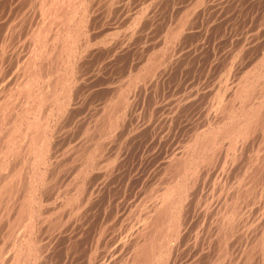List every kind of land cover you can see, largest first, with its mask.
I'll use <instances>...</instances> for the list:
<instances>
[{
  "label": "rangeland",
  "instance_id": "obj_1",
  "mask_svg": "<svg viewBox=\"0 0 264 264\" xmlns=\"http://www.w3.org/2000/svg\"><path fill=\"white\" fill-rule=\"evenodd\" d=\"M11 1L12 0H10V2ZM22 1L23 0L12 1V2H15L16 5L15 3H12V2L11 4L10 2H8V0H2L0 2V10L3 11L1 12L2 15L0 14L1 16L0 18V28H1L0 29V70H1L0 71V85H1L0 92H4L3 93L5 94L4 97L6 96V98H4L5 101H9V104L13 105V106L9 105L8 102L6 103L9 105V108H11L9 110H11L12 113H13L12 111L13 108L16 109V111L17 109L21 110L23 109L22 108L23 105L26 103L25 107L27 109L21 110V111L24 112L23 115L25 117L28 116V118H25L22 115L16 116L15 115L16 111L14 110L15 112L11 115V118H14V119L7 120L6 123L3 125L4 127L2 126V129L0 132V141L2 139L1 137L4 136L5 133H9V131H11V129L13 128L12 126L15 127V124L16 126L20 124L19 126L21 127L18 129L16 133V135L19 136L18 140L13 142L14 147L16 146L18 147L19 145H21L19 144L20 143L19 139H21L22 135L24 133L25 134L31 133L32 125L34 123L33 121L35 120L38 122V124H41L40 125L41 128L39 127L37 129V132L43 129V131L40 132V133H43L42 134L43 136L40 134V136L38 137V139H41V138L42 139L38 143L41 145L43 144L42 146L44 147V150L47 149L48 151L45 150L43 154L44 158L43 159L41 158V160L44 162L40 161L39 159L38 163L35 164L37 159L34 162V155H32V153L27 152L28 149L24 150L26 151L25 153H27L28 158L26 157L24 160L20 159V161L19 159L14 157L16 156L15 154H12L14 152L6 156L5 154H3V151L1 149L0 150V162L4 160L6 162H4V165L0 163V175H5L4 173L6 171V173L10 176V180L15 181V179H17L15 184L17 183V181L20 180V182H18L16 185L14 184V182H13L14 184L13 185L12 182L9 180L11 184L13 185L12 189L13 190L15 189L14 190L15 192L11 193L10 198L8 197V199L12 200L11 197H14L15 200L13 201L14 203H16V200H19L20 197L22 198L23 195H29L30 197L29 200L35 201V202L31 201V203L33 202L32 208L36 207L34 209L36 211V214L39 212L37 215L34 216L35 223L33 225V230H32L33 237H31V241H30V244L32 243V251H31L32 254L30 255V259H28L27 263L28 264H34V263L35 264H116V263L117 264H123V263L124 264H127V263L137 264L138 261L135 258V256H133L134 257L133 259L129 256L131 255L130 249L132 248V246H129V245H131L130 242H133L131 241L132 235L134 233L136 234L137 230H140L141 226L146 222L147 218L148 219L152 218L150 215L151 214L153 215L157 211L156 210L155 212H153L154 211L153 208L156 207V203L154 202H158L159 193L164 191L166 187L164 182L166 183V180L167 181L170 180L168 179L169 176L174 175L171 173H173L175 169L174 167H172L173 168L172 169L171 166L172 165L174 166L175 164L172 163L171 165L169 162H166V159L167 161H169L170 160L169 158L171 156H174L175 152L177 154V152L180 150H181V154L182 152H185L182 150L185 149L186 147L185 144L187 141H188L187 142L188 144L191 143L190 144L192 145L191 147L194 148L196 151L200 147V145H197V144L198 143L201 144L199 142V139H200L199 137H201L205 133H208L211 130V128L214 129L212 131H216L218 129V124L216 123L217 121L218 123L219 121L220 122L224 121L226 115L229 113H232V111H234L233 115L235 114V111L237 113L236 116L233 117V119L231 118L232 120L236 121L237 116H239L244 111V109H248L250 107L249 106L250 104L253 105L254 103H257V101L260 100L261 97H263L262 96L263 94L256 97V94H257L256 92L258 91V87H260V85L263 84L262 82H259V80L260 81L264 80V78H262V76H264L263 74L264 68L262 67L263 65L262 62H264V59H263L264 58V0H105V1L85 0L84 1L85 8L81 5V3L79 2L75 3L79 0H75V2L72 1L74 3L73 4L71 2L72 5L69 4L70 0L69 1L67 0L68 2L64 0H57L56 2L55 0L53 1L55 2L54 3L55 6H49L50 7L48 8L49 10H47L50 13H48L47 11L46 13L42 11V8H44L46 5L44 7L42 6V8L40 7L41 10L39 8L36 9V6L39 7L38 1L40 2V0L38 1L37 0H34V1L24 0L23 2L25 3H23ZM63 1L64 3L66 2V4L62 6L61 2ZM5 2L8 5V7H6V5L4 4ZM29 3H32L33 5H35L34 6L35 10L32 6H29V5H32ZM24 4L27 5L28 7L25 6ZM68 4L71 6V8ZM107 4L108 5L110 4L109 7ZM66 5H68L69 7L68 6L65 7ZM77 5H79L78 6L79 9L76 11L77 17L80 13L79 10L83 7L81 10L83 11L84 15L82 13V16L85 17L83 19L86 21H84L81 18L82 17L81 14L79 17L80 18L79 21H77V19L79 18H77L76 15H73L75 12L72 11V9H74L75 7H76L75 9H77ZM61 6L64 7L63 11H65V8H69L68 10L66 9L67 13L66 12L63 13L65 14L64 15L65 17L60 15L61 12H63L61 10L62 8ZM56 7H59V9H56ZM52 8H55L57 10V11L55 10L57 13L54 12ZM17 10L20 12L18 13ZM59 10L61 11L58 12ZM69 10H70V13L72 12L71 14L68 13ZM105 10L108 12H106ZM34 11H36L35 12L36 14L33 13ZM30 13L33 16L32 15L30 16L29 15ZM57 14H59V16ZM67 15L68 16L73 15L74 17L71 19L69 18L67 19L66 18ZM85 15H87V17ZM60 16H62V18ZM20 17H22L23 19ZM44 18H46L47 20H44V22L45 21L46 22L45 24H43V27H42V23H43L42 19ZM34 19H36V21ZM39 20L41 23L39 22ZM67 20H69V23L67 22ZM65 21L68 25L65 24ZM130 21H132L133 23ZM70 22H71V26L69 25ZM77 22L79 23L77 24ZM73 23H75L76 25H74ZM39 24H41V26ZM46 24H48V26H46ZM62 24L64 25V27ZM179 25L181 26V28H179L180 27ZM33 26H35V28H33ZM61 26L63 28H65L66 26V29H64L65 31L62 29ZM30 27L32 28L30 29ZM38 27L39 29H43L45 27L46 30L44 29V31H46V33L44 35H42L43 33L40 35L39 33L41 30H39V33H37ZM71 27L72 29H76V28L79 29L81 27L79 30L82 29L81 32H82L83 38L81 36V32L77 31L78 29L74 30V32L77 31L76 32L77 37H76L75 36L76 34L74 33L75 34L74 35L72 33L73 30L72 32L70 31ZM31 30L33 32H31ZM59 30H63V31H59ZM70 34L72 35L70 36L69 40H71L72 37L73 39L75 37V39L77 40H75L74 43H67L66 46L68 48L67 50H65L66 49L65 48L66 46L64 45L65 43H62L63 37L64 35L68 36ZM18 37H21V38H18ZM48 41H50V43ZM5 42H7V44ZM72 44L74 45L72 46ZM63 45H64L63 47L64 50L62 49ZM69 47L72 48V51L69 50ZM69 51H70V54H69ZM58 53L59 55L61 54V56H63L62 59L58 55ZM148 55L150 56L148 57ZM164 56H166V58ZM156 57H158L159 59ZM28 58L34 59L35 64L37 63L36 65L38 66L43 61L42 63L43 65L42 64H41L42 66L40 65V67L43 68L42 69L43 71H46V70L49 71V69H52L51 66H54V70L52 69L53 71L51 70L49 72L46 71L47 75L43 73L45 78L42 74L41 76L39 73H37V77H38V80L36 81L37 84L36 82H34V84H31V89L34 90L32 91V93H35L33 96L34 98L32 99L27 98L28 97L27 93H25L27 91L24 90V89H27L28 83H31V82L24 83L27 86L23 84V81L26 82V79H25L26 76L24 75L26 73L24 72H27L26 70L29 67L25 65L26 62H28L29 60ZM65 58L67 60H65ZM170 58H171V61H170ZM48 62H51V63L55 62V63H52L51 65L50 63L48 64ZM46 64H48L49 66L47 67ZM250 64L252 66H255L257 64V66H255L256 70L254 67V72H252V70L250 69L251 68ZM19 67L24 68L23 72H22V68H19ZM46 67L48 69H46ZM135 67H137V69ZM134 69L138 70L139 72L135 71ZM249 70L251 72H248ZM16 72L17 74L15 75ZM154 73H156L157 75ZM21 74L24 80H22ZM245 74L249 75L251 77V80L255 78V80H257L258 83H260L259 85L257 81L255 80H253L255 82L252 81L253 83L252 87H255V88H253L254 90L250 89L251 91L248 92L247 96L249 99L247 98L246 95L244 96V94H242L243 96L240 94V96L238 97L237 93H235L236 91L239 90L238 88L242 84L243 82L242 80L245 79V76H246ZM59 76L60 78H63L64 84L67 83L66 84L67 86L65 85L63 87L69 90L67 91L66 94L64 91L61 92L60 90H58L60 92V93L58 92L59 94L58 102L55 103L56 105L55 104L50 105V103L47 102L48 97L50 98V94H46V91L50 93L51 89L50 90L45 89L46 85L44 84V81L47 84L48 81L49 83L50 81L53 82ZM47 77H49V79ZM46 78L48 79V81ZM130 78H131V82H130ZM7 80H10V81L8 82ZM20 80L22 81L20 82ZM15 82L17 83L19 82V85L21 87L18 85H15ZM69 82L70 83L72 82V83L70 84ZM13 85L14 87L11 89L9 86L12 87ZM22 85H24L25 88L22 87ZM234 85L237 88H234L235 87ZM17 87L21 88V90L23 91L22 95L23 94L24 95L22 96V98L20 96L21 93H18L19 89ZM43 87L44 89H41ZM48 87L50 88V86H47V88ZM116 89L118 91H116ZM131 90L136 91V92H133ZM233 90L234 92H232ZM254 91L255 93H253ZM38 94L40 95L38 96ZM211 95L214 98H212ZM251 95L252 96L254 95L253 96L254 98ZM18 97L21 98V100ZM63 97L65 99H63ZM67 97L69 98L66 100ZM236 97H237V100H236ZM251 97L254 99V101ZM232 98L233 100H231ZM59 99H62V101ZM22 100H24V102ZM44 100L45 101L47 100V101L42 102ZM208 100H211V101H208ZM225 100L227 101L230 100V101L226 102ZM232 101H235V102H232ZM236 101H238V103H236ZM61 102L64 103V105H62ZM224 102L226 103L224 104ZM29 103L31 104L28 105ZM233 103L236 104V106ZM243 103L245 105H243ZM31 105H34V106L38 105V107L37 106L34 107ZM117 105H119L120 107ZM111 106H112V109L114 110L113 113H115L113 115L114 116L113 118L116 123L115 124L113 121L112 125L110 124L112 122L110 119L112 118V115H111L112 110L110 108ZM51 108L54 110H52ZM232 108L233 109L238 108V109L233 110ZM117 109L118 111H116ZM221 109L223 111L225 110L224 111L225 116H224V112ZM126 111L130 116L126 113ZM61 113L63 115H61ZM221 113L223 114V116ZM35 114H36V117L39 116L37 117V119L35 117ZM97 116H99L100 119ZM31 117H34L35 119ZM261 117L263 118L261 119ZM258 119L257 120L261 124L260 126H263V127L258 129V132L257 130L253 132V134L247 138V140L249 141L244 140L243 144H242V141H238V144L235 146L236 149L228 148L229 139L223 138L221 135L219 137L218 133L220 134V132H217L218 131L217 130L216 131L217 138L214 140L210 149L209 150L205 149L206 151L204 152L200 151V153L202 152L201 155L202 154L207 155L206 157H204L203 155V157L204 159L208 161L205 160L206 162L204 161L203 163L198 160L200 164L198 162H197L198 164L194 162L193 167L195 168V166L197 165L195 168L196 171H194L196 172L197 175L193 177V180L191 176L188 177L189 179L187 181V184L189 185H186V190L185 189L182 190L181 195H177L178 197L175 196L178 199H174L175 200L174 201L175 207L173 206L174 213L178 212V213H175L176 214L175 219L180 226L179 227L180 233L178 232L179 234L178 233L174 234L175 237L172 235V239L168 241V243L170 244V245L168 244L167 246L168 250H165L166 247L165 249L164 247H162L165 253L167 251L168 253L167 256L169 257L171 256L170 258H168L169 259V261H167L168 264H246V262L247 264L248 262L250 264H259V263L264 264V248H263L264 246L261 247L260 243L258 245V242H261L260 240L264 233V226H263L264 225V222H263L264 221L263 219L264 206L263 205L261 206V204H264L263 202L264 201L263 199L264 198V193H263L264 192L263 191L264 190V179H263L264 177V173H263L264 172V164H263L264 163V159H263L264 158V155H263L264 148H262L264 146H261L262 143L260 144V141L262 142L263 137H264L263 136L264 130H262L264 128L263 111H261V115L259 114ZM24 120H27L32 123L26 127L28 122H23ZM43 121L44 123H42ZM22 124H24L23 125L24 128ZM102 124H105V126ZM10 125H11V128H10ZM7 126H9V128ZM103 126L105 130L103 129ZM21 128H23L25 131ZM198 129L201 131H199ZM207 129L208 130L210 129V130L208 131ZM22 130L24 131V133L22 132ZM260 132H262V134ZM257 135H259V137ZM45 136H46V139H45ZM43 137L45 139L46 144L44 143V141L42 142V140H44ZM195 137L197 140H195ZM251 137H253V139ZM192 139L194 140L193 142H192ZM227 143L228 145L226 146ZM255 143L256 144L259 143L257 144L259 146L257 147ZM237 146L238 147L240 146V147L237 148ZM23 147L25 148V146ZM219 147L221 150L219 149ZM212 149H214L215 151ZM224 150H225V153H224ZM209 151H212V152L214 151L215 153L214 152L209 153ZM79 153H82L83 155ZM231 153L234 154V157ZM169 155L171 156L169 157ZM212 155H213V158L211 157ZM238 155H240L239 159H238ZM208 157H211L212 159L210 158L208 159ZM26 160H30L32 162L26 161ZM57 161L59 162V165ZM68 161L70 162L68 163ZM84 161H86L87 163H85ZM226 162L227 164H225ZM13 163L14 164L16 163L17 165L15 164L16 165L15 166ZM29 163L30 164L34 163L35 166L32 164L30 165ZM77 163L78 164L81 163L79 167ZM168 163L169 165H167ZM27 164H29L30 167L27 168L28 166ZM68 164L69 165L71 164V165L69 166ZM217 164L220 166H218ZM233 165L236 167H234ZM221 166L222 168H224L223 170ZM10 167H11V170L13 169L12 171L20 170V172H22L20 174L24 173V175H22L23 178H21L22 177L21 175H20L21 177L19 176V178L18 177L15 178V176H12L13 172L9 174L7 170H9ZM42 167L45 169V171L43 170V172L42 171L40 172V174H42L41 176L42 180L38 179L37 182L35 181V183L31 185V187L33 186L32 187L33 189H31L33 192L31 190L28 191L27 189H25L24 192L26 191L27 192L24 194V192H22L23 190H21L24 188H21V186L25 187V184L29 180V179L28 180L26 179V181H24V178H27L26 175L28 176L29 171L31 170L33 171L35 168L38 171H40L42 170ZM160 168H162L163 170ZM168 168L171 169L172 171L171 170L169 171ZM47 170L49 172H47ZM26 171H28V173ZM207 171L208 173L209 172L210 173L208 174ZM161 174L164 175V177L161 176ZM71 175L74 181L71 180V178H69L71 177ZM78 175L80 177H78ZM248 175L251 178H249ZM9 176H8V179H9ZM44 176L46 179L44 178ZM64 176H66L65 179H63ZM159 176L162 179H159L160 178ZM232 178L235 179V182ZM31 180L29 181L30 183L33 182V179ZM22 181L25 182V184L22 183ZM72 182H75V183H72ZM224 183L225 185H223ZM27 184H26V187H27ZM192 184H194V186ZM162 187L164 189H162ZM250 187H253V188H250ZM17 188L19 189V191ZM63 189L65 190L66 193L64 192ZM74 189L76 190L74 191ZM78 190L79 191L81 190V192H79ZM15 193L18 194V197H17V194ZM185 194L188 195V197ZM157 195L158 197L156 198ZM242 195L243 196L245 195V196L243 197ZM179 196H181L182 198L181 200L179 199L180 198ZM0 197H3V196H0ZM184 198L185 199L188 198V199L185 200ZM10 200L8 202H11ZM139 200H142V202ZM177 200L180 202H177ZM230 200L235 205L233 206L230 205L232 204ZM171 201L172 200L169 199V202ZM209 201L211 203H209ZM252 201H253V204H252ZM237 202L238 204H236ZM179 203L180 204L182 203V204L180 205ZM222 203L223 205H221ZM62 204L63 206H61ZM192 204H195V205L197 204V205L195 206ZM178 205L180 206V208ZM176 207H178L179 209ZM224 207L226 208L228 207V209L229 207H232V208L234 207V208L233 210L232 208H230V210L226 211L227 209ZM143 208L145 209L144 211H143ZM148 208H150V210ZM218 208H219V211H218ZM8 209L9 208H5L4 210L3 208L5 212H2L3 210L0 212V226H2V228L0 227V234H1L0 235V241H1L0 242V251H1L0 256L1 258H3L4 253L7 250L8 251L11 250V249L9 250V246L14 236L13 234L17 233V230H15L16 232L13 230L11 231L7 227L8 224L6 222L7 221L6 219L8 217L6 218V216H3V215L7 213L8 214L7 216H9L10 218L14 214V212L12 211V208L10 210ZM258 209L260 210L258 211ZM248 210L254 211L255 213L250 212ZM8 211H12L13 213L12 212L9 213ZM148 211L150 215L147 214ZM224 216L225 218L223 219ZM16 218L18 219V217ZM44 218L45 220H43ZM17 219L14 218V220H17ZM244 219H247L249 223L247 222V220H244ZM253 219L255 220L261 219V220L259 222ZM152 220L151 222L149 221V223H152ZM3 221L6 223H4ZM242 223L244 224L242 225ZM104 225L105 226L107 225V226L105 227ZM136 225H138L139 228ZM184 225H187V226H184ZM242 226L244 228H247L248 230L244 229ZM5 228L7 229L4 230ZM148 229L150 230V232H148L149 234L147 233V231H149ZM153 229L154 227L153 226L151 227V224H150L147 228L146 235H150V236L153 235L154 234L152 232ZM42 230H44V232ZM12 232L13 234L11 235ZM219 232L221 233V236H219L220 235ZM157 234L158 233H156L155 235ZM162 234H164V232H162ZM159 236L162 237L161 233L158 234V237ZM118 237L120 238L117 240ZM257 238L258 239L260 238V240H258ZM118 241L120 243H118ZM44 242L46 243V245H44L45 244ZM52 242H53V245H52ZM107 246L109 247V249L107 248ZM34 248L36 249V251ZM262 248L263 250H259ZM120 249H121V252H120ZM123 249L125 250L123 251ZM251 249H254L252 250L253 254L254 252H256L254 255L250 253ZM39 250H41L42 253ZM36 252H40V253H36ZM96 252H97V255H96ZM248 252L250 253L249 256L247 255L249 254ZM43 254L45 257L48 255L47 256L48 258L43 257ZM104 255L105 257H103ZM122 255L125 257H122ZM127 255L130 258L128 257L126 259ZM246 255L249 257V259ZM1 258H0V264H4V262L1 263L2 261ZM44 258L47 263H45ZM110 258L112 261L110 260ZM129 259H131V261ZM212 260H214L215 262ZM246 260H250L251 262L246 261ZM90 261H93L94 263ZM156 261H157L156 263L160 262V260L158 261V259Z\"/></svg>",
  "mask_w": 264,
  "mask_h": 264
},
{
  "label": "bare ground",
  "instance_id": "obj_2",
  "mask_svg": "<svg viewBox=\"0 0 264 264\" xmlns=\"http://www.w3.org/2000/svg\"><path fill=\"white\" fill-rule=\"evenodd\" d=\"M2 1V0H1ZM0 1V2H1ZM12 1H14V0H12ZM11 1V2H12ZM19 1V0H18ZM21 1V0H20ZM24 1V0H23ZM22 1V2H23ZM32 1H34V0H32ZM38 1V0H37ZM53 1H55V0H40V2L38 1V5H39V7H37L36 6V9L37 8H39L40 10H41V8H42V6L44 7L45 5V7L44 8H42V11L43 12H45L46 13V11L47 10H49L48 8H50L49 6H55L54 5V3L55 2H53ZM64 1H66V2H68L67 0H64ZM64 1L63 2H61L62 3V6L64 5V4H66V2L64 3ZM72 1H74L75 2V0H70V3L69 4H71L72 5ZM84 1L85 0H79V1H77V2H75V3H81V5L84 7ZM97 1V0H96ZM103 1H105V0H103ZM8 2H10V0H8ZM7 2V3H8ZM10 2V3H11ZM16 2V1H15ZM15 2H12V3H15ZM56 2H57V0H56ZM72 2V3H71ZM196 2V1H195ZM11 3V4H12ZM23 3H25V2H23ZM33 3V2H32ZM32 3H29V4H32ZM93 3V2H92ZM99 3V2H98ZM104 3V2H103ZM110 3V2H109ZM197 3V2H196ZM5 5H6V7H8V5L6 4V2L4 3ZM4 4H3V6H4ZM34 4V3H33ZM29 5V6H32L33 8H34V10H35V5ZM68 4V5H69ZM74 4V3H73ZM102 4V3H101ZM105 4V3H104ZM195 4V3H194ZM203 4V3H202ZM207 4V3H206ZM15 5H16V3H15ZM25 5V4H24ZM68 5H66L65 7H67ZM80 5V4H79ZM79 5H77V9H75L74 8V6H73V8L74 9H72V11H74L75 13L73 14V15H76V17H77V14H76V11L79 9L78 8V6ZM88 5H90V4H88ZM92 5V4H91ZM100 5V4H99ZM108 5V4H107ZM110 5V4H109ZM109 5H108V7H109ZM2 6V7H3ZM14 6V5H13ZM19 6V5H18ZM25 6H27V5H25ZM59 6H60V4H59ZM61 6V7H62ZM70 6V5H69ZM68 6V7H69ZM199 6V5H198ZM202 6V5H201ZM204 6H205V4H204ZM203 6V7H204ZM12 7V6H11ZM10 7V8H11ZM28 7V6H27ZM26 7V8H27ZM31 7V8H32ZM41 7V8H40ZM82 7V8H83ZM99 7V6H98ZM192 7V6H191ZM63 8L64 7H62L61 8V10L63 11ZM70 8H71V6H70ZM81 8V9H82ZM85 8V7H84ZM101 8V7H100ZM106 8V7H105ZM114 8V7H113ZM193 8V7H192ZM4 9V8H3ZM21 9V8H20ZM25 9V8H24ZM53 10H54V12H56L57 10L56 9H59V7H56V9L55 8H52ZM69 9V8H65V11H63V12H61V14L60 15H62V16H64L65 14H63V13H65L67 10ZM79 10L80 11V13H79V15H78V17L77 18H79L80 17V14H81V16H82V13H83V11L82 10ZM96 9V8H95ZM99 9V8H98ZM190 9V8H189ZM7 10V9H6ZM56 10V11H55ZM61 10H59L58 12H60ZM15 11V10H14ZM24 11V10H23ZM29 11V10H28ZM27 11V12H28ZM37 11V10H36ZM36 11H34L33 13H35ZM85 11V10H84ZM106 11V10H105ZM143 11H145V10H143ZM181 11V10H180ZM190 11V10H189ZM1 12H3V11H1L0 10V14H1ZM11 12V11H10ZM17 12L19 13L20 11H18L17 10ZM26 12V11H25ZM30 12V11H29ZM31 12H32V10H31ZM48 13H50L49 11H47ZM86 12V11H85ZM106 12H108V11H106ZM185 12V11H184ZM14 13V12H13ZM39 13V12H38ZM42 13V12H41ZM47 13V14H48ZM57 13V12H56ZM67 13V12H66ZM68 13H70V10L68 11ZM72 13V12H71ZM70 13V14H71ZM195 13V12H194ZM11 14V13H10ZM36 14V13H35ZM34 14V15H35ZM40 14V13H39ZM53 14V13H52ZM87 14V13H86ZM181 14V13H180ZM2 15V14H1ZM27 15V14H26ZM30 16L32 15L31 13L29 14ZM58 16H59V14H57ZM56 15V16H57ZM73 15H67L66 16V18L68 19H71V18H73L74 16ZM83 15H84V13H83ZM196 15V14H195ZM25 16V15H24ZM28 16V15H27ZM33 16V15H32ZM36 16V15H35ZM45 16V15H44ZM62 16H60L61 18H62ZM86 17H87V15H85ZM147 16V15H146ZM178 16V15H177ZM3 17V16H2ZM9 17V16H8ZM40 17V16H39ZM41 17H42V15H41ZM52 17H53V15H52ZM59 17V18H60ZM65 17V16H64ZM75 17V18H76ZM189 17V16H188ZM0 18H1V16H0ZM18 18V17H17ZM20 18H22V17H20ZM30 18V17H29ZM47 18V17H46ZM46 18H44V19H42L43 20V23H42V27H43V24H45V22H44V20H47ZM57 18V17H56ZM55 18V19H56ZM58 18V19H59ZM82 19L83 18H85V17H81ZM136 18V17H135ZM23 19V18H22ZM33 19V18H32ZM53 19V18H52ZM64 19V18H63ZM62 19V20H63ZM131 19V18H130ZM139 19V18H138ZM179 19V18H178ZM187 19V18H186ZM9 20H11V19H9ZM35 21H36V19H34ZM41 20V21H42ZM65 20V19H64ZM80 20V18L79 19H77V21H79ZM84 20V19H83ZM14 21V20H13ZM20 21V20H19ZM34 21V22H35ZM74 21V20H73ZM84 21H86V20H84ZM182 21V20H181ZM184 21V20H183ZM25 22V21H24ZM32 22V21H31ZM39 22H40V20H39ZM54 22V21H53ZM67 22L69 23V20H67ZM130 22H132V21H130ZM176 22V21H175ZM178 22V21H177ZM8 23V22H7ZM7 23H5V24H7ZM21 23V22H20ZM29 23V22H28ZM41 23V22H40ZM57 23V22H56ZM59 23H61V22H59ZM58 23V24H59ZM79 22H77V24H78ZM133 23V22H132ZM179 23H180V21H179ZM34 24V23H33ZM38 24V23H37ZM64 24V23H63ZM62 24V25H63ZM65 24H67L66 23V21H65ZM64 24V25H65ZM74 25H76L75 23H73ZM82 24H83V22H82ZM89 24H91V23H89ZM182 24V23H181ZM180 24V25H181ZM23 25V24H22ZM36 25V24H35ZM40 26H41V24H39ZM50 25V24H49ZM64 25H63V27H64ZM68 25V24H67ZM66 25V26H67ZM70 26H71V22H70V24H69ZM179 25V26H180ZM184 25V24H183ZM16 26H18V25H16ZM15 26V27H16ZM46 26H48V24H46ZM66 26H65V28H63L62 26V29L64 30V29H66ZM78 26V25H77ZM88 26V25H87ZM171 26V25H170ZM178 26V25H177ZM14 27V28H15ZM69 27V26H68ZM67 27V28H68ZM75 27V26H74ZM133 27V26H132ZM173 27V26H172ZM171 27V28H172ZM176 27V26H175ZM32 27H30V29H31ZM33 28H35V26H33ZM36 28H37V26H36ZM53 28V27H52ZM60 28V27H59ZM81 28V27H80ZM79 28V29H80ZM179 28H181V26L179 27ZM1 29V28H0ZM12 29V28H11ZM29 29V28H28ZM28 29H26V30H28ZM44 29H45V27L43 28V29H39V27H38V29H37V33H39V30H41L40 31V35L42 34V35H44L45 33H46V31H44ZM56 29H57V27H56ZM70 29V28H69ZM76 29H78V28H76ZM76 29H72V27H71V32H72V30H73V34L75 33L76 34V32L77 31H79V32H81V30H77V31H75L74 32V30H76ZM168 29V28H167ZM183 29V28H182ZM9 30H10V28H9ZM22 30V29H21ZM46 30V29H45ZM63 30H59V31H63ZM130 30H131V28H130ZM169 30V29H168ZM171 30V29H170ZM177 30H178V28H177ZM19 31V30H18ZM24 31V30H23ZM65 31V30H64ZM68 31V30H67ZM173 31V30H172ZM21 32V31H20ZM31 32H33L32 30H31ZM5 33V32H4ZM60 33V32H59ZM65 33V32H64ZM69 33V32H68ZM67 33V34H68ZM132 33V32H131ZM168 33V32H167ZM172 33V32H171ZM33 34V33H32ZM38 34V35H39ZM61 34V33H60ZM74 34V35H75ZM79 34V33H78ZM91 34V33H90ZM169 34V33H168ZM31 35V34H30ZM55 35V34H54ZM53 35V36H54ZM72 34H70V35H68V36H65L64 35V37H63V41H62V43H65L64 45L66 46L67 45V43H74V41L75 40H77V39H75V37H74V39H73V37L71 38V40H69L70 39V36H71ZM73 35V36H74ZM80 35V34H79ZM4 36V35H3ZM13 36V35H12ZM24 36V35H23ZM23 36H21V37H23ZM33 36V35H32ZM59 36V35H58ZM76 37H77V34L75 35ZM81 36H82V32H81ZM112 36H114V35H112ZM128 36V35H127ZM165 36V35H164ZM177 36V35H176ZM21 37H18V38H21ZM45 37V36H44ZM57 37V36H56ZM69 37V38H68ZM111 37V36H110ZM180 37V36H179ZM3 38V37H2ZM10 38V37H9ZM39 38V37H38ZM61 38V37H60ZM82 38H83V36H82ZM92 38V37H91ZM115 38V37H114ZM167 38V37H166ZM175 38V37H174ZM17 39V38H16ZM24 39V38H23ZM29 39V38H28ZM27 39V40H28ZM52 39V38H51ZM179 39H181V38H179ZM178 39V40H179ZM26 40V41H27ZM35 40V39H34ZM54 40H56V39H54ZM177 40V39H176ZM10 41V40H9ZM9 41H7V42H9ZM59 41H60V39H59ZM173 41V40H172ZM7 42H5L6 44H7ZM25 42V41H24ZM47 42V41H46ZM49 43H50V41H48ZM55 42V41H54ZM2 43V42H1ZM33 43V42H32ZM83 43H84V41H83ZM3 44V43H2ZM34 44V43H33ZM52 44V43H51ZM56 44V43H55ZM77 44V43H76ZM80 44V43H79ZM167 44V43H166ZM25 45V44H24ZM62 45V44H61ZM64 45L62 46V49H63V47H64ZM70 45V44H69ZM68 45V46H69ZM74 44H72V46H73ZM83 45V44H82ZM87 45V44H86ZM28 46V45H27ZM71 46V47H72ZM42 47V46H41ZM45 47V46H44ZM56 47H57V45H56ZM71 47H69V50L70 51H72V48ZM116 47V46H115ZM164 47V46H163ZM2 48V47H1ZM66 49L65 50H67V46L65 47ZM71 48V49H70ZM75 48H76V46H75ZM83 48V47H82ZM167 48V47H166ZM31 49V48H30ZM61 49V48H60ZM23 50V49H22ZM64 50V49H63ZM4 51V50H3ZM28 51V50H27ZM53 51V50H52ZM61 51V50H60ZM70 51H69V54H70ZM48 52V51H47ZM50 52V51H49ZM67 52V51H66ZM3 53V52H2ZM45 53H46V51H45ZM60 53V52H59ZM59 53H58V55H59ZM68 53V52H67ZM74 53V52H73ZM75 53H76V51H75ZM159 53H160V51H159ZM162 53V52H161ZM172 53V52H171ZM68 54V55H69ZM151 54V53H150ZM158 54V53H157ZM55 55V54H54ZM63 55H64V53H63ZM156 55V54H155ZM171 55V54H170ZM24 56V55H23ZM60 57H61V59L63 58V56H61V54L59 55ZM75 56V55H74ZM150 55H148V57H149ZM263 56V55H262ZM29 57V56H28ZM56 57V56H55ZM147 57V58H148ZM165 58H166V56H164ZM25 58V57H24ZM53 58V57H52ZM156 58H158V57H156ZM173 58V57H172ZM18 59V58H17ZM29 59V58H28ZM60 59V60H61ZM159 59V58H158ZM168 59V58H167ZM264 59V58H263ZM53 60V59H52ZM65 60H67L66 58H65ZM147 60V59H146ZM152 60V59H151ZM157 60V59H156ZM255 60V59H254ZM55 61V60H54ZM63 61V60H62ZM153 61V60H152ZM170 61H171V58H170ZM173 61H174V59H173ZM261 61H263V60H261ZM56 62V61H55ZM55 62H52V63H55ZM72 62V61H71ZM14 63V62H13ZM18 63V62H17ZM16 63V64H17ZM20 63V62H19ZM42 63H43V61H42ZM41 63V64H42ZM51 64L52 65V63L51 62H48V64ZM64 63V62H63ZM70 63V62H69ZM142 63H143V61H142ZM255 63V62H254ZM253 63V64H254ZM263 63V65H262V67L264 68V62H262ZM15 64V65H16ZM37 64V63H36ZM35 64V61H34V59H29L28 60V62H26V66H29L28 67V69L26 70L27 72H24V73H26V74H24L26 77H25V79H26V82H24L23 81V84L24 83H28V82H31V83H28V87H27V89H24V90H26L27 92H25V93H27V98H34L33 96H34V94L35 93H32V91H34V90H32L31 89V84H34V82H36L37 80H38V77H37V73H39L40 75L42 74L43 76H44V74L45 75H47L46 74V71H43L42 69L43 68H41L40 67V65L38 66V65H36ZM48 64H46L47 65V67L49 66ZM60 64V63H59ZM58 64V65H59ZM156 64V63H155ZM259 64V63H258ZM43 65V64H42ZM41 65V66H42ZM50 65V66H51ZM142 65V64H141ZM158 65V64H157ZM251 65V64H250ZM249 65V66H250ZM19 66V65H18ZM57 66V65H56ZM140 66V65H139ZM148 66V65H147ZM151 66V65H150ZM159 66V65H158ZM157 66V67H158ZM231 66V65H230ZM255 66H257V64L255 65ZM255 66H252L251 65V70H252V72H254V67ZM15 67V66H14ZM45 67V66H44ZM46 67V69H48ZM60 67V66H59ZM66 67V66H65ZM68 67V66H67ZM156 67V68H157ZM168 67V66H167ZM172 67V66H171ZM248 67V66H247ZM19 68H22V67H19ZM50 68V67H49ZM51 68L54 70V66H51ZM57 68V67H56ZM134 68V67H133ZM136 69H137V67H135ZM259 68V67H258ZM257 68V69H258ZM262 68V69H263ZM23 69L24 68H22V72H23ZM52 69H49V71L51 70V71H53ZM136 69H134L135 71H137V72H139L138 70H136ZM155 69V68H154ZM160 69V68H159ZM24 70V71H25ZM57 70V69H56ZM163 70V69H162ZM246 70H247V68H246ZM255 70H256V67H255ZM1 71V70H0ZM4 71V70H3ZM2 71V72H3ZM20 71V70H19ZM49 71H47V72H49ZM68 71V70H67ZM164 71V70H163ZM229 71V70H228ZM259 71V70H258ZM36 72V73H35ZM56 72V71H55ZM136 72V73H137ZM142 72V71H141ZM248 72H251L250 70L248 71ZM248 72H247V74H248ZM257 72V71H256ZM12 73V72H11ZM44 73V74H43ZM67 73V72H66ZM69 73V72H68ZM135 73V74H136ZM153 73V72H152ZM157 73V72H156ZM156 73H154V74H156ZM159 73H161V72H159ZM229 73V72H228ZM246 73V72H245ZM17 74V72L15 73V75ZM19 74V73H18ZM52 74V73H51ZM50 74V75H51ZM158 74V73H157ZM156 74V75H157ZM242 74H243V72H242ZM263 74H264V72H263ZM11 75V74H10ZM39 75V76H40ZM41 75V76H42ZM134 75V74H133ZM165 75V74H164ZM241 75V74H240ZM246 75V74H245ZM244 75V76H245ZM21 76H22V74H21ZM54 76V75H53ZM57 76V75H56ZM64 76H65V74H64ZM137 76H139V75H137ZM155 76V75H154ZM160 76V75H159ZM236 76H237V74H236ZM239 76V75H238ZM243 76V77H244ZM259 76V75H258ZM3 77V76H2ZM7 77V76H6ZM9 77V76H8ZM14 77V76H13ZM19 77V76H18ZM17 77V78H18ZM146 77V76H145ZM44 78H45V76H44ZM43 78V79H44ZM48 79H49V77H47ZM46 78V79H47ZM53 78V77H52ZM71 78V77H70ZM262 78H264V76H262ZM48 79H47V81H48ZM133 79V78H132ZM140 79H141V77H140ZM139 79V80H140ZM154 79V78H153ZM244 79V78H243ZM253 79V78H252ZM2 80V79H1ZM22 80H24L23 79V76H22ZM22 80H20V82L22 81ZM51 80V79H50ZM77 80V79H76ZM238 80V79H237ZM253 80H255V78L253 79ZM253 80H251V77L249 76V75H246L245 76V79L244 80H242L243 82H242V84L239 86V90L238 91H236L235 93H237V96L239 97L240 96V94L242 95V94H244V96L246 95H248V92L249 91H251L250 89H252V90H254L253 88H255V87H252V85H253V83H252V81ZM3 81V80H2ZM8 82L10 81V80H7ZM6 81V82H7ZM18 81V80H17ZM42 81V80H41ZM52 81H53V79H52ZM60 81V82H59ZM158 81V80H157ZM241 81V80H240ZM255 81H257V80H255ZM255 81H253V82H255ZM79 82V81H78ZM130 82H131V78H130ZM239 82V81H238ZM259 82H262L263 84H261L260 85V83H258V81H257V83L260 85V87H258V91L256 92L257 94H256V97L257 96H259V95H262L263 97H261V99L260 100H258L257 101V103H254L253 105H249L250 107L248 108V109H244V111L239 115V116H237V118H236V121L235 120H232L233 119V117L234 116H236V111H235V114L233 115V113H234V111H232V113H229V114H227L226 115V117H225V120L224 121H222V122H220L219 121V123H218V121L216 122L217 124H218V129H217V127H216V129L218 130H216L217 132H220V134L218 133V135H219V137H220V135L223 137V138H227V139H229V147L228 148H232V149H236L235 148V146L238 144V141H242V144H243V141L244 140H247V138L249 137V136H251L252 134H253V132H255L256 130H257V132H258V129H260V128H262L263 126H260L261 124L259 123V119H258V116H259V114L261 115V111H263V113H264V109H263V105H264V80H262V81H260L259 80ZM70 83V82H69ZM72 83V82H71ZM70 83V84H71ZM154 83V82H153ZM229 83V82H228ZM227 83V84H228ZM6 84V83H5ZM22 84V83H21ZM36 84H37V82H36ZM41 84V83H40ZM44 84L46 85L45 86V89H48V90H50L51 89V92L50 93H48L47 91H46V94H50V98L48 97V101L47 102H49L50 103V105L51 104H55L56 102H58V97H59V94H58V90H60L61 92H65V94L67 93V91L69 90H67V88H65V87H63V86H65L67 83H65L64 84V82H63V78H60V76L59 77H57V79L55 80V81H53V82H51L50 81V83H49V81L47 82V84H46V82L44 81ZM52 84V85H51ZM64 84V85H63ZM129 84V83H128ZM139 84V83H138ZM145 84V83H144ZM143 84V85H144ZM231 84V83H230ZM234 84V83H233ZM15 85H18V86H20L19 85V82L17 83V82H15ZM25 86H27L26 84H24ZM24 85H22V87H24L25 88V86ZM134 85V84H133ZM136 85H137V83H136ZM140 85V84H139ZM255 85V84H254ZM47 86H50V88L48 87L47 88ZM61 86V87H60ZM67 86V85H66ZM141 86V85H140ZM157 86V85H156ZM155 86V87H156ZM231 86V85H230ZM235 86V85H234ZM256 86V85H255ZM11 89L14 87V85L11 87V86H9ZM9 87H8V89H9ZM21 87V86H20ZM39 87V86H38ZM63 87V88H62ZM77 87V86H76ZM117 87H119V86H117ZM145 87H147V86H145ZM152 87V86H151ZM150 87V88H151ZM154 87V88H155ZM221 87V86H220ZM252 87V88H251ZM0 88H1V85H0ZM18 88V87H17ZM230 88V87H229ZM234 88H237L236 86L234 87ZM233 88V89H234ZM257 88V87H256ZM2 89H3V87H2ZM19 89V92L18 93H21V98H22V96L24 95H22V93H23V91L21 90V88H18ZM41 89H44V87L43 88H41ZM118 89V88H117ZM116 89V91H118ZM120 89V88H119ZM134 89V88H133ZM147 89H149V88H147ZM146 89V90H147ZM153 89V88H152ZM217 89V88H216ZM222 89V88H221ZM248 89V90H247ZM16 90V89H15ZM14 90V91H15ZM22 92H21V91ZM137 90V89H136ZM144 90V89H143ZM156 90V89H155ZM227 90V89H226ZM225 90V91H226ZM257 90V89H256ZM7 91V90H6ZM12 91V90H11ZM43 91V90H42ZM45 91V90H44ZM120 91V90H119ZM130 91V90H129ZM131 91H133V90H131ZM148 91V90H147ZM154 91V90H153ZM229 91V90H228ZM133 92H136V91H133ZM210 92V91H209ZM217 92V91H216ZM230 92V91H229ZM232 92H234V90L232 91ZM4 92H0V132H1V129H2V126L6 123V121L7 120H13L14 118H11V115L16 111V109H12V111H13V113L11 112V110H9V109H11V108H9V105H11V106H13L12 104H9V101H5V99L4 98H6V96L4 97V95L5 94H3ZM9 93V92H8ZM45 93V92H44ZM60 93V92H59ZM131 93V92H130ZM231 93V92H230ZM253 93H255V91L253 92ZM253 93H251V94H253ZM14 94V93H13ZM45 94V95H46ZM58 94V95H57ZM61 94H63V93H61ZM60 94V95H61ZM65 94H63V95H65ZM77 94V93H76ZM117 94V93H116ZM134 94V93H133ZM250 94V93H249ZM40 94H38V96H39ZM43 95V94H42ZM62 95V96H63ZM139 95V94H138ZM255 95V94H254ZM253 95V96H254ZM11 96V95H10ZM17 96V95H16ZM114 96H115V94H114ZM137 96V95H136ZM212 96V95H211ZM210 96V97H211ZM216 96V95H215ZM233 96H234V94H233ZM243 96V95H242ZM252 96V95H251ZM252 96V97H253ZM42 97V96H41ZM66 97V96H65ZM69 97H70V95H69ZM69 97H67L66 98V100L69 98ZM129 97V96H128ZM251 97V98H252ZM11 98H13V97H11ZM19 98V97H18ZM21 98H19L20 100H21ZM38 98H40V97H38ZM109 98V97H108ZM134 98V97H133ZM212 98H214L213 96H212ZM224 98V97H223ZM233 98H235V97H233ZM233 98L231 99V100H233ZM244 98V97H243ZM247 98H248V96H247ZM254 98V97H253ZM252 98V99H253ZM17 99V98H16ZM36 99V98H35ZM44 99H46V98H44ZM63 99H65L64 97H63ZM118 99V98H117ZM116 99V100H117ZM121 99V98H120ZM208 99V98H207ZM226 99V98H225ZM245 99H246V97H245ZM249 99V98H248ZM19 100V101H20ZM59 100H61L62 101V99H59ZM228 100V99H227ZM227 100H225L226 102H229V101H227ZM236 100H237V97H236ZM241 100V99H240ZM4 101V102H3ZM23 102H24V100H22ZM35 101V100H34ZM45 100L44 101H42V102H46ZM64 101V100H63ZM107 101V100H106ZM105 101V102H106ZM121 101V100H120ZM135 101V100H134ZM133 101V102H134ZM137 101V100H136ZM208 101H211V100H208ZM249 101V100H248ZM253 101H254V99H253ZM8 102V104H6ZM11 102H12V100H11ZM32 102V101H31ZM36 102V101H35ZM41 102V101H40ZM73 102V101H72ZM108 102V101H107ZM106 102V103H107ZM129 102H130V100H129ZM226 102H224V104L226 103ZM232 102H235V101H232ZM21 103V102H20ZM49 103H48V105H49ZM66 103H67V101H66ZM110 103V102H109ZM118 103V102H117ZM135 103V102H134ZM209 103V102H208ZM236 103H238V101H236ZM251 103V102H250ZM24 104V103H23ZM26 104V103H25ZM23 105V109H21V110H25V109H27L25 106L26 105ZM31 103H29L28 105H30ZM60 104V103H59ZM61 104L62 105H64V103H62L61 102ZM121 104V103H120ZM128 104H130V103H128ZM207 104V103H206ZM212 104V103H211ZM231 104V103H230ZM234 104V103H233ZM18 105V104H17ZM35 105V104H34ZM34 105H31V106H34ZM39 105H40V103H39ZM56 105V104H55ZM58 105V104H57ZM223 105V104H222ZM229 105V104H228ZM235 106H236V104H234ZM243 105H245L244 103H243ZM20 106V105H19ZM37 107H38V105H36ZM36 106H34V107H36ZM66 106V105H65ZM104 106V105H103ZM106 106V105H105ZM117 106H119V105H117ZM219 106H221V105H219ZM218 106V107H219ZM234 106V107H235ZM242 106V105H241ZM21 107H19V108H21ZM28 107V106H27ZM56 107V106H55ZM120 107V106H119ZM122 107V106H121ZM127 107V106H126ZM131 107V106H130ZM225 107V106H224ZM229 107V106H228ZM238 107V106H237ZM244 107V106H243ZM246 107V106H245ZM248 107V106H247ZM40 108H41V106H40ZM63 108H64V106H63ZM105 108H107V107H105ZM111 108V110H112V113H111V115H112V118H110L111 119V125H112V123H113V121H114V114L115 113H113L114 112V110L112 109V106L110 107ZM109 108V109H110ZM208 108V107H207ZM210 108V107H209ZM31 109V108H30ZM34 109V108H33ZM39 109V108H38ZM45 109V108H44ZM47 109V108H46ZM52 109V108H51ZM102 109V108H101ZM223 109V108H222ZM221 109V110H222ZM225 109H227V108H225ZM233 109V108H232ZM235 109V108H234ZM233 109V110H234ZM238 108H236L235 110H237ZM263 109V110H262ZM15 110V111H14ZM20 109H17V111H16V116H19V115H22V116H24L23 115V113L24 112H22ZM52 110H54V109H52ZM107 110V109H106ZM29 111V110H28ZM41 111V110H40ZM46 111V110H45ZM45 111H43V112H45ZM58 111V110H57ZM101 111V110H100ZM110 111V110H109ZM116 111H118V109L116 110ZM121 111V110H120ZM124 111V110H123ZM207 111V110H206ZM215 111V110H214ZM219 111V110H218ZM223 111V110H222ZM225 111V110H224ZM223 111V112H224ZM11 112V113H10ZM31 112V111H30ZM39 112V111H38ZM37 112V113H38ZM48 112V111H47ZM61 112V111H60ZM97 112H99V111H97ZM203 112H205V111H203ZM202 112V113H203ZM216 112V111H215ZM238 112V111H237ZM17 113H19V114H17ZM108 113V112H107ZM126 113H127V111H126ZM28 114V113H27ZM32 114V113H31ZM30 114V115H31ZM103 114V113H102ZM109 114V113H108ZM128 114V113H127ZM222 114V113H221ZM232 114V115H231ZM29 115V116H30ZM33 115V114H32ZM38 115V114H37ZM56 115V114H55ZM58 115H59V113H58ZM61 115H63L62 113H61ZM96 115H98V114H96ZM104 115V114H103ZM129 115V114H128ZM210 115V114H209ZM15 116V117H16ZM34 116V115H33ZM41 116V115H40ZM71 116H73V115H71ZM106 116V115H105ZM110 116V115H109ZM120 116V115H119ZM130 116V115H129ZM222 116H223V114H222ZM222 116H220V117H222ZM224 116H225V112H224ZM25 117V116H24ZM35 117H36V114H35ZM37 117H39V116H37ZM37 117H36V119H37ZM98 118H99V116H97ZM121 117V116H120ZM204 117V116H203ZM207 117V116H206ZM25 118H28V116L27 117H25ZM31 118H33V119H35L34 117H31ZM31 118H29V119H31ZM43 118H44V116H43ZM47 118V117H46ZM90 118V117H89ZM97 118V119H98ZM105 118V117H104ZM213 118V117H212ZM222 118H224V117H222ZM232 118V119H231ZM263 117H261V119H262ZM100 119V118H99ZM110 119H109V121H110ZM121 119V118H120ZM258 119V120H257ZM260 119V120H261ZM40 120V119H39ZM91 120V119H90ZM95 120V119H94ZM118 120V119H117ZM210 120V119H209ZM220 120V119H219ZM264 120V119H263ZM262 120V121H263ZM19 121V120H18ZM31 121V120H30ZM88 121V120H87ZM130 121V120H129ZM211 121V120H210ZM216 121V120H215ZM12 122V121H11ZM21 122H22V120H21ZM23 122H28V124L26 125V127L28 126V125H30L32 122H29V121H27V120H24ZM34 123H33V125H32V131H31V133H29V134H25L24 133V124H22V126H23V128H21V129H23L22 130V132L24 133L23 135H22V137H21V139H19L20 140V143L19 142H17V143H19V144H21V145H19L18 147L16 146V147H14V144H13V142L14 141H16V140H18V135H16V133H17V131H18V129L21 127V126H16V124H15V127L14 126H12L13 128L11 129V131H9V133H5V135L4 136H2L1 138V141H0V150L2 149V151H3V154H5L6 156H8L9 154H11L12 152H14V153H12V154H15L16 156H14L15 158H17V159H19V161H20V159H25L28 155H27V153H25L26 151H24V150H27L28 149V151L27 152H29V153H32V155H34V162H35V160H36V163L35 164H37L38 163V161H39V159H40V161H42L41 160V158L43 159L44 157H43V154H44V152H45V150L46 151H48L47 149H45L44 150V147L41 145V144H39L38 142H40L41 141V139H38V137L40 136V134L42 135L43 133H40L41 131H43V129L40 131L39 130V132H37V129L40 127V125L41 124H38V122L37 121H33ZM46 122V121H45ZM66 122V121H65ZM122 122V121H121ZM127 122V121H126ZM8 123V122H7ZM42 123H44V121L42 122ZM53 123V122H52ZM91 123V122H90ZM106 123V122H105ZM114 123H115V121H114ZM129 123V122H128ZM206 123V122H205ZM213 123V122H212ZM215 123V124H216ZM26 124V123H25ZM109 124V125H110ZM116 124V123H115ZM115 124H113V125H115ZM201 124V123H200ZM209 124V123H208ZM14 125V124H13ZM102 125H104L105 126V124H102ZM124 125V124H123ZM88 126V125H87ZM104 126H103V129H104ZM132 126V125H131ZM4 127V126H3ZM8 128H9V126H7ZM97 127V126H96ZM110 127V126H109ZM115 127V126H114ZM10 128H11V125H10ZM41 128V127H40ZM43 128V127H42ZM116 128V127H115ZM131 128V127H130ZM133 128V127H132ZM26 129V128H25ZM31 129V128H30ZM51 129V128H50ZM49 129V130H50ZM8 130V129H7ZM28 130V129H27ZM26 130V131H27ZM96 130V129H95ZM105 130V129H104ZM117 130V129H116ZM199 130V129H198ZM208 130V129H207ZM210 130V129H209ZM208 130V131H209ZM212 130H214V129H212L211 128V130L208 132V133H205V134H203L201 137H199L200 139H199V142L201 143V144H197V145H200V147H199V149H197L196 151H195V149L194 148H192L191 146L192 145H190L191 143H187L186 142V147H185V149L184 150H182V151H185V152H182V154H181V150L180 151H178L177 152V154H176V152L174 153V156H171V155H169V161H167V159H166V162H169L171 165H172V163H174L175 165L173 166H171V168L172 167H174V169H175V171H173V173H171V174H174V175H171V176H169V178L168 179H170V180H166V183L164 182V184L166 185V187H165V185H164V187H165V189L162 187V189H164V191H162V192H160L159 193V199H158V202H154V203H156V207L155 208H153L154 209V211L153 212H155L156 210V212L152 215H150V213H149V211H148V213L147 214H149L152 218H150V219H148L147 218V220H146V222L141 226V228H140V230H137V232H136V234L134 235H132V238H131V241H133V242H130L131 243V245H129V246H132V248L130 249L131 250V255H129L132 259L134 258L133 256H135V258L137 259V264H166L167 263V261H169V259L168 258H170L169 256H167V251H166V253H165V251H164V249H165V247H166V249L165 250H168L167 249V246H168V241L170 240V239H172V235L174 236V234H177L178 232H179V230H180V226H179V224L177 223V221H176V214L175 213H178V212H175L174 213V205H175V200L174 199H178V198H176V197H178L177 195H181V191L182 190H186V185H189V184H187V181H188V177L189 176H191L192 177V180H193V177H195L197 174H196V172H194V171H196L195 170V168H196V166H195V168L193 167V165H194V162L195 163H199V161L200 162H203L204 163V161L206 160V159H204V157H206L207 155H204V154H202L201 155V153L202 152H204V151H206L205 149H207V150H209L210 149V147H211V145L213 144V142H214V140L217 138L216 137V131H212ZM262 130H264V128L262 129ZM108 131V130H107ZM111 131V130H110ZM126 131V130H125ZM124 131V132H125ZM199 131H201V130H199ZM45 132H46V130H45ZM49 132V131H48ZM103 132V131H102ZM207 132V131H206ZM90 133H91V131H90ZM261 134H262V132H260ZM264 133V132H263ZM19 134V133H18ZM49 134V133H48ZM104 134V133H103ZM200 134V133H199ZM256 134H258V133H256ZM3 135V134H2ZM50 135V134H49ZM109 135V134H108ZM123 135H124V133H123ZM193 135V134H192ZM197 135V134H196ZM201 135V134H200ZM199 135V136H200ZM43 136V135H42ZM91 136V135H90ZM89 136V137H90ZM110 136V135H109ZM108 136V137H109ZM254 136V135H253ZM258 137H259V135H257ZM262 136V135H261ZM264 136V135H263ZM262 136V137H263ZM48 137V136H47ZM81 137H83V136H81ZM111 137V136H110ZM126 137V136H125ZM194 137V136H193ZM192 137V138H193ZM112 138V137H111ZM115 138V137H114ZM190 138V137H189ZM252 139H253V137H251ZM257 138V137H256ZM43 139H44V137H43ZM45 139H46V136H45ZM45 139L44 140H42V142L44 141V143L46 144V142H45ZM106 139V138H105ZM120 139V138H119ZM260 139V138H259ZM102 140H104V139H102ZM107 140V139H106ZM123 140V139H122ZM195 140H197L196 139V137H195ZM261 140V139H260ZM263 140H264V137H263ZM262 140V142L260 141V144L262 143V145L261 146H264L263 144V141ZM119 141V140H118ZM126 141V140H125ZM194 140L192 139V142H193ZM221 141V140H220ZM247 141H249V140H247ZM257 141V140H256ZM41 142V143H42ZM51 142V141H50ZM92 142H94V141H92ZM64 143V142H63ZM116 143V142H115ZM195 143V142H194ZM228 143L226 144V146L228 145ZM67 144V143H66ZM97 144V143H96ZM121 144V143H120ZM223 144V143H222ZM221 144V145H222ZM256 144V143H255ZM257 144H259V143H257ZM256 144V145H257ZM25 146V148L23 147V146ZM56 145V144H55ZM72 145V144H71ZM93 145V144H92ZM91 145V146H92ZM109 145V144H108ZM126 145V144H125ZM220 145V144H219ZM240 145V144H239ZM49 146V145H48ZM97 146V145H96ZM111 146V145H110ZM224 146V145H223ZM242 146V145H241ZM259 145H257V147H258ZM260 146V147H261ZM214 147V146H213ZM234 147V148H233ZM240 147V146H239ZM238 146H237V148H239ZM46 148V147H45ZM48 148V147H47ZM97 148V147H96ZM243 148V147H242ZM241 148V149H242ZM254 148V147H253ZM262 148H264V147H262ZM49 149V148H48ZM51 149V148H50ZM53 149H54V147H53ZM218 149V148H217ZM217 149H216V151H217ZM219 149H220V147H219ZM222 149H223V147H222ZM19 150V151H18ZM68 150V149H67ZM107 150V149H106ZM188 150H189V152H188ZM212 150H214V149H212ZM221 150V149H220ZM263 150V149H262ZM75 151H76V149H75ZM78 151V150H77ZM96 151V150H95ZM102 151V150H101ZM200 151H202L201 153H200ZM215 151V150H214ZM213 151V152H214ZM239 151V150H238ZM243 151V150H242ZM255 151V150H254ZM258 151V150H257ZM91 152V151H90ZM97 152V151H96ZM210 152H212V151H209V153ZM212 152V153H213ZM262 152V151H261ZM47 153V152H46ZM71 153V152H70ZM74 153H76V152H74ZM105 153H106V151H105ZM111 153H113V152H111ZM215 153V152H214ZM219 153V152H218ZM224 153H225V150H224ZM79 154H82V153H79ZM90 154V153H89ZM109 154V153H108ZM175 154H176V156H175ZM220 154V153H219ZM228 154V153H227ZM232 154V153H231ZM256 154V153H255ZM263 154V153H262ZM31 155V156H32ZM57 155H59V154H57ZM83 155V154H82ZM103 155V154H102ZM203 155H204V157H203ZM216 155V154H215ZM223 155V154H222ZM224 155H226V154H224ZM233 155V157H234V154H232ZM264 155V154H263ZM13 156V155H12ZM72 156V155H71ZM94 156V155H93ZM217 156H218V154H217ZM239 156L240 155H238V159H239ZM255 156V155H254ZM3 157H5V156H3ZM2 157V158H3ZM90 157V156H89ZM88 157V158H89ZM108 157V156H107ZM118 157V156H117ZM212 158H213V155L211 156ZM211 157H208V159L210 158V159H212ZM224 157V156H223ZM253 157V156H252ZM28 158V157H27ZM31 158H33V157H31ZM58 158V157H57ZM85 158V157H84ZM101 158V157H100ZM166 158H167V156H166ZM215 158V157H214ZM11 159V158H10ZM90 159V158H89ZM234 159V158H233ZM232 159V160H233ZM237 159V160H238ZM243 159V158H242ZM262 159V158H261ZM264 159V158H263ZM12 160V159H11ZM32 160V159H31ZM51 160V159H50ZM64 160V159H63ZM79 160V159H78ZM81 160V159H80ZM93 160V159H92ZM101 160V159H100ZM106 160V159H105ZM199 160V161H198ZM249 160V159H248ZM257 160V159H256ZM26 161H30V160H26ZM33 161V160H32ZM32 161H30V162H32ZM55 161V160H54ZM60 161V160H59ZM72 161V160H71ZM88 161V160H87ZM103 161V160H102ZM206 161H208V160H206ZM205 161V162H206ZM210 161V160H209ZM222 161V160H221ZM230 161V160H229ZM236 161V160H235ZM4 162H6L5 160L4 161H2V162H0L2 165H4ZM12 162V161H11ZM23 162V161H22ZM42 162H44V161H42ZM56 162V161H55ZM58 162V161H57ZM70 161H68V163H69ZM79 162H81V161H79ZM78 162V163H79ZM85 163H87L86 161H84ZM99 162V161H98ZM108 162V161H107ZM107 162H106V164H107ZM224 162V161H223ZM222 162V163H223ZM27 163V162H26ZM77 163V164H78ZM94 163V162H93ZM162 163V162H161ZM169 163L167 164V165H169ZM197 163V164H198ZM222 163H221V165H222ZM9 164V163H8ZM7 164V165H8ZM14 164V163H13ZM16 164V163H15ZM14 164V165H15ZM22 164V163H21ZM30 164V163H29ZM29 164H27L28 166H27V168L28 167H30L29 166ZM32 165H34V163H31ZM30 164V165H31ZM40 164V163H39ZM38 164V165H39ZM49 164V163H48ZM56 164V163H55ZM81 164V163H80ZM80 164H78V167H79V165ZM96 164V163H95ZM166 164V163H165ZM200 164V163H199ZM225 164H227V162L225 163ZM224 164V165H225ZM236 164V163H235ZM239 164V163H238ZM253 164V163H252ZM258 164V163H257ZM264 164V163H263ZM2 165H1V167H2ZM17 165V164H16ZM15 165V166H16ZM26 165V164H25ZM24 165V166H25ZM37 165V166H38ZM57 165V164H56ZM55 165V166H56ZM58 165H59V162H58ZM62 165V164H61ZM69 165V164H68ZM71 165V164H70ZM69 165V166H70ZM83 165V164H82ZM203 165V164H202ZM218 165V164H217ZM237 165V164H236ZM247 165V164H246ZM255 165V164H254ZM253 165V166H254ZM19 166H21V165H19ZM23 166V167H24ZM35 166V165H34ZM34 166H32V167H34ZM36 166V167H37ZM53 166V165H52ZM72 166H73V164H72ZM93 166V165H92ZM112 166V165H111ZM163 166H165V165H163ZM210 166V165H209ZM214 166V165H213ZM218 166H220V165H218ZM234 166V165H233ZM260 166H262V165H260ZM9 167V166H8ZM23 167H21V168H23ZM39 167V166H38ZM57 167V166H56ZM77 167V168H78ZM85 167V166H84ZM95 167H97V166H95ZM104 167V166H103ZM102 167V168H103ZM161 167V166H160ZM193 167V168H192ZM204 167H206V166H204ZM227 167V166H226ZM231 167V166H230ZM234 167H236V166H234ZM240 167V166H239ZM12 168H13V166H12ZM26 168V167H25ZM87 168V167H86ZM113 168V167H112ZM169 168H170V166H169ZM168 168V169H169ZM202 168V167H201ZM214 168V167H213ZM218 168V167H217ZM221 168H222V166H221ZM4 169V168H3ZM7 169V168H6ZM5 169V170H6ZM33 169V168H32ZM47 169V168H46ZM56 169V168H55ZM64 169V168H63ZM84 169V168H83ZM82 169V170H83ZM160 169H162V168H160ZM167 169V170H168ZM173 169V168H172ZM194 169V170H193ZM206 169V168H205ZM204 169V170H205ZM210 169V168H209ZM208 169V170H209ZM224 168H222V170H223ZM229 169V168H228ZM254 169V168H253ZM259 169V168H258ZM258 169H257V171H258ZM9 170H11V167H10V169ZM9 170H7L8 172H9V174H11L12 172V176H15V178H19V176L21 175H24V173L23 174H20V173H22V172H20V170H17V171H9ZM24 170V169H23ZM28 170V169H27ZM40 170V169H39ZM43 170L45 171V169L42 167V170H40V171H38L36 168L32 171H29V173H28V171H26L27 173H28V176L26 175V177L27 178H24V181H26V179L28 180L27 181V187H26V184H25V182H23L22 181V183H24L25 184V187H22L21 186V188H24V189H21V190H23L22 192H24L25 191V189H27L28 191L29 190H31V189H33L32 187H31V185H33L34 183H35V181L37 182V180L38 179H41L42 180V178H41V176H42V174H40V172L42 171L43 172ZM71 170V169H70ZM73 170V169H72ZM163 170V169H162ZM171 169H169V171H170ZM204 170H203V172H204ZM60 171V170H59ZM85 171H87V170H85ZM93 171V170H92ZM95 171V170H94ZM98 171V170H97ZM108 171V170H107ZM164 171H165V169H164ZM172 171V170H171ZM202 171V170H201ZM248 171V170H247ZM261 171V170H260ZM47 172H49L48 170H47ZM58 172V171H57ZM84 172V171H83ZM82 172V173H83ZM161 172V171H160ZM175 172V173H174ZM242 172V171H241ZM263 172V171H262ZM55 173V172H54ZM82 173H81V175H82ZM95 173V172H94ZM100 173V172H99ZM165 173V172H164ZM207 173H208V171H207ZM210 173V172H209ZM208 173V174H209ZM230 173V172H229ZM250 173V172H249ZM258 173V172H257ZM260 173V172H259ZM264 173V172H263ZM262 173V174H263ZM5 175H0V196H5L4 198L3 197H0V200H1V202L3 203H1L0 202V212L3 210V208H4V210H5V208H9L8 210H10L11 208H12V211L14 212V214H13V216L12 217H10L9 218V216H7L8 214L6 213L5 215H3V216H6V222H7V227L9 228V230H13V231H15V230H17V233H14L13 234V232L11 233V235L13 234L14 236H13V238H12V240H11V243H10V246H9V250L10 251H8L7 249V251L4 253V256H3V258H1V256H0V258H1V263L2 262H4V264H28L27 262H28V259H30V255L32 254L31 253V251H32V243L30 244V241H31V237H33L32 236V230H33V225H34V223H35V220H34V216L35 215H37L36 214V211L34 210L35 208H32V203L33 202H35V201H33V200H31V201H33L32 203H31V201L29 200L30 199V197H29V195H20V196H22V198L20 197V199L19 200H16V203H14V201L13 200H15L14 199V197H11V199L12 200H10V199H8V197L10 198V194L11 193H14L15 191V189L13 190L12 189V186L15 184V182H16V180L17 179H15V181L13 180H10V176L6 173V171H5V173H4ZM44 174V173H43ZM50 174V173H49ZM79 174V173H78ZM86 174V173H85ZM88 174V173H87ZM93 174V173H92ZM163 174V173H162ZM161 174V176H163L164 177V175H162ZM169 174V173H168ZM203 174V173H202ZM222 174V173H221ZM255 174V173H254ZM9 176V179H8V176ZM59 175V174H58ZM84 175V174H83ZM256 175V174H255ZM259 175V174H258ZM261 175V174H260ZM11 176V177H12ZM20 176V177H21ZM48 176V175H47ZM87 176V175H86ZM166 176V175H165ZM168 176V175H167ZM205 176V175H204ZM204 176H202V177H204ZM233 176V175H232ZM240 176V175H239ZM249 176V175H248ZM25 177V176H24ZM65 177L66 176H64V178L63 179H65ZM78 177H80L79 175H78ZM158 177V176H157ZM160 177V176H159ZM179 177V178H178ZM209 177V176H208ZM221 177V176H220ZM260 177V176H259ZM14 178V177H13ZM21 178H23V176L21 177ZM20 178V179H21ZM44 178H45V176H44ZM69 178H71V180H73L72 179V175H71V177H69ZM93 178V177H92ZM218 178V177H217ZM216 178V179H217ZM244 178H245V176H244ZM249 178H251L250 176H249ZM248 178V179H249ZM31 179H33V182H29ZM46 179V178H45ZM103 179V178H102ZM159 179H162L161 177L159 178ZM158 179V180H159ZM204 179V178H203ZM223 179V178H222ZM221 179V180H222ZM230 179V178H229ZM228 179V180H229ZM233 179V178H232ZM231 179V180H232ZM263 179H264V177H263ZM12 182V184H13V182H14V184L12 185L11 184V182ZM22 180V179H21ZM44 180V179H43ZM59 180V179H58ZM57 180V181H58ZM105 180H107V179H105ZM164 180V179H163ZM225 180V179H224ZM227 180V179H226ZM234 180V182H235V179H233ZM32 181V180H31ZM52 181V180H51ZM74 181V180H73ZM173 181H175V182H173ZM191 181V180H190ZM198 181H199V179H198ZM197 181V182H198ZM218 181V180H217ZM246 181V180H245ZM248 181V180H247ZM250 181V180H249ZM251 181H252V179H251ZM18 182H20V180L19 181H17V183ZM43 182V181H42ZM70 182V181H69ZM85 182V181H84ZM93 182V181H92ZM102 182V181H101ZM173 182V183H172ZM222 182V181H221ZM239 182V181H238ZM16 183V184H17ZM22 183H21V185H22ZM39 183V182H38ZM64 183V182H63ZM72 183H75V182H72ZM191 183V182H190ZM195 183H196V181H195ZM241 183H242V181H241ZM250 183V182H249ZM249 183H248V185H249ZM252 183V182H251ZM254 183H255V181H254ZM253 183V184H254ZM15 184V185H16ZM20 184V183H19ZM24 184H23V186H24ZM77 184V183H76ZM82 184V183H81ZM163 184V183H162ZM161 184V185H162ZM201 184V183H200ZM209 184V183H208ZM216 184V183H215ZM228 184V183H227ZM233 184V183H232ZM235 184V183H234ZM246 184V183H245ZM36 185H37V183H36ZM35 185V186H36ZM40 185V184H39ZM52 185V184H51ZM70 185V184H69ZM83 185V184H82ZM152 185V184H151ZM193 186H194V184H192ZM223 185H225V183L223 184ZM45 186V185H44ZM206 186H207V184H206ZM260 186V185H259ZM18 187V186H17ZM20 187V186H19ZM55 187V186H54ZM74 187V186H73ZM82 187V186H81ZM159 187V186H158ZM189 187V186H188ZM210 187V186H209ZM224 187V186H223ZM232 187V186H231ZM238 187H239V185H238ZM14 188V187H13ZM16 188V187H15ZM35 188V187H34ZM160 188V187H159ZM193 188V187H192ZM197 188V187H196ZM237 188V187H236ZM250 188H253V187H250ZM261 188V187H260ZM18 189V188H17ZM48 189V188H47ZM93 189V188H92ZM100 189V188H99ZM157 189V188H156ZM204 189V188H203ZM222 189V188H221ZM39 190V189H38ZM41 190H43V189H41ZM64 190V189H63ZM76 189H74V191H75ZM89 190V189H88ZM18 191H19V189H18ZM32 191V190H31ZM68 191V190H67ZM70 191V190H69ZM79 191V190H78ZM98 191V190H97ZM155 191V190H154ZM188 191V190H187ZM196 191V190H195ZM207 191V190H206ZM227 191V190H226ZM225 191V192H226ZM264 191V190H263ZM21 192V191H20ZM21 192V193H22ZM27 192V191H26ZM26 192H24V194L26 193ZM33 192V191H32ZM40 192V191H39ZM64 192H65V190H64ZM79 192H81V190L79 191ZM151 192V191H150ZM153 192V191H152ZM197 192V191H196ZM208 192V191H207ZM211 192V191H210ZM254 192V191H253ZM34 193H35V191H34ZM66 193V192H65ZM147 193V192H146ZM213 193V192H212ZM243 193V192H242ZM246 193V192H245ZM264 193V192H263ZM4 194V195H3ZM15 194H17V193H15ZM32 194V193H31ZM42 194V193H41ZM52 194V193H51ZM54 194V193H53ZM77 194H78V192H77ZM89 194H91V193H89ZM95 194V193H94ZM216 194V193H215ZM228 194V193H227ZM238 194V193H237ZM258 194V193H257ZM261 194V193H260ZM7 195V196H6ZM13 195V194H12ZM144 195V194H143ZM186 195V194H185ZM195 195H196V193H195ZM256 195V194H255ZM78 196V195H77ZM86 196V195H85ZM145 196V195H144ZM176 196V197H175ZM187 197H188V195H186ZM207 196V195H206ZM243 196V195H242ZM245 196V195H244ZM243 196V197H244ZM17 197H18V194H17ZM47 197H49V196H47ZM148 197H150V196H148ZM153 197V196H152ZM158 197V195L156 196V198ZM180 198V200L182 199L181 198V196H179ZM198 197H199V195H198ZM221 197V196H220ZM242 197V198H243ZM6 198V199H5ZM42 198V197H41ZM142 198V197H141ZM147 198V197H146ZM230 198V197H229ZM255 198H257V197H255ZM33 199V198H32ZM66 199V198H65ZM82 199V198H81ZM169 199H171L172 201L171 202H169ZM185 199V198H184ZM188 199V198H187ZM187 199H185V200H187ZM200 199V198H199ZM224 199V198H223ZM223 199H222V201H223ZM238 199V198H237ZM244 199V198H243ZM253 199H254V197H253ZM262 199V198H261ZM264 199V198H263ZM11 201V202H8V201ZM63 200V199H62ZM67 200V199H66ZM78 200V199H77ZM149 200V199H148ZM152 200V199H151ZM184 200V201H185ZM196 200V199H195ZM239 200H240V198H239ZM248 200V199H247ZM37 201V200H36ZM83 201V200H82ZM139 201H141L142 202V200H139ZM183 201V202H184ZM199 201V200H198ZM262 201V200H261ZM38 202H40V201H38ZM146 202V201H145ZM177 202H180V201H178L177 200ZM176 202V203H177ZM182 202V203H183ZM200 202V201H199ZM230 202H231V200H230ZM264 202V201H263ZM43 203V202H42ZM64 203V202H63ZM71 203V202H70ZM75 203V202H74ZM136 203V202H135ZM153 203V202H152ZM181 203V204H182ZM195 203V202H194ZM198 203V202H197ZM209 203H211L210 201H209ZM224 203V202H223ZM223 203L221 204V205H223ZM232 203V202H231ZM247 203V202H246ZM35 204V203H34ZM137 204V203H136ZM180 204V203H179ZM180 204V205H181ZM236 204H238V202L236 203ZM248 204V203H247ZM252 204H253V201H252ZM255 204V203H254ZM2 205V206H1ZM70 205V204H69ZM145 205V204H144ZM153 205V204H152ZM192 205H195V204H192ZM197 205V204H196ZM195 205V206H196ZM205 205V204H204ZM230 205H235V204H230ZM264 206V204H261V206ZM4 206V207H3ZM43 206V205H42ZM61 206H63V204L61 205ZM151 206V205H150ZM174 206V207H173ZM179 206V205H178ZM216 206V205H215ZM228 206H229V204H228ZM58 207V206H57ZM75 207V206H74ZM139 207H141V206H139ZM143 207V206H142ZM201 207V206H200ZM235 207H237V206H235ZM253 207V206H252ZM251 207V208H252ZM258 207V206H257ZM46 208V207H45ZM176 208H178V207H176ZM176 208H175V210H176ZM179 208H180V206H179ZM178 208V209H179ZM190 208V207H189ZM224 208H226V207H224ZM230 208H232V207H229V209H228V207L226 208L227 210L226 211H228V210H230ZM234 208V207H233ZM233 208H232V210H233ZM250 208V207H249ZM256 208V207H255ZM254 208V209H255ZM88 209V208H87ZM141 209V208H140ZM149 210H150V208H148ZM263 209V208H262ZM2 211V212H5V211ZM49 210H51V209H49ZM89 210V209H88ZM145 209L143 208V211H144ZM147 210V209H146ZM197 210V209H196ZM214 210V209H213ZM260 209H258V211H259ZM12 211H8L9 213L10 212H12ZM43 211V210H42ZM48 211V210H47ZM132 211V210H131ZM178 211V210H177ZM189 211H190V209H189ZM188 211V212H189ZM194 211V210H193ZM204 211V210H203ZM206 211V210H205ZM218 211H219V208H218ZM225 211V212H226ZM237 211V210H236ZM248 211H250V210H248ZM257 211V210H256ZM12 212V213H13ZM129 212V211H128ZM147 212V211H146ZM208 212V211H207ZM215 212V211H214ZM250 212H254V211H250ZM264 212V211H263ZM262 212V213H263ZM11 213V214H12ZM137 213V212H136ZM135 213V214H136ZM190 213V212H189ZM206 213V212H205ZM228 213V212H227ZM247 213V212H246ZM255 213V212H254ZM260 213V212H259ZM46 214V213H45ZM68 214V213H67ZM69 214H70V212H69ZM68 214V215H69ZM172 214H173V216H172ZM185 214V213H184ZM208 214V213H207ZM220 214V213H219ZM258 214V213H257ZM264 214V213H263ZM144 215V214H143ZM145 215H146V213H145ZM148 215V216H149ZM187 215V214H186ZM218 215V214H217ZM228 215V214H227ZM11 216V215H10ZM18 217V219L16 218V217ZM105 216V215H104ZM139 216V215H138ZM172 216V217H171ZM178 216V215H177ZM181 216V215H180ZM179 216V217H180ZM191 216V215H190ZM249 216V215H248ZM258 216V215H257ZM260 216V215H259ZM264 216V215H263ZM262 216V217H263ZM45 217V216H44ZM140 217H141V215H140ZM178 217V218H179ZM200 217V216H199ZM246 217V216H245ZM244 217V218H245ZM261 217V218H262ZM14 218L15 219H17V220H14ZM59 218V217H58ZM219 218V217H218ZM217 218V219H218ZM225 218V216L223 217V219ZM254 218V217H253ZM259 218V217H258ZM13 219V220H12ZM60 219V218H59ZM58 219V220H59ZM140 219V218H139ZM153 219V220H152ZM202 219V218H201ZM208 219V218H207ZM242 219V218H241ZM263 219H264V217H263ZM43 220H45V218L43 219ZM42 220V221H43ZM151 220H152V223H149V221L151 222ZM205 220H206V218H205ZM244 220H247V219H244ZM250 220V219H249ZM253 220H255V219H253ZM257 220V219H256ZM255 220V221H256ZM261 220V219H260ZM260 220H257V221H259L260 222ZM38 221V220H37ZM105 221V220H104ZM134 221V220H133ZM144 221V220H143ZM186 221V220H185ZM194 221V220H193ZM225 221V220H224ZM254 221V222H255ZM4 222V221H3ZM6 222H4V223H6ZM45 222V221H44ZM58 222V221H57ZM135 222V221H134ZM206 222V221H205ZM242 222V221H241ZM244 222V221H243ZM247 222H248V220H247ZM264 222V221H263ZM184 223V222H183ZM187 223V222H186ZM185 223V224H186ZM226 223V222H225ZM235 223V222H234ZM249 223V222H248ZM256 223V222H255ZM55 224V223H54ZM67 224V223H66ZM131 224V223H130ZM151 224V227L153 226L154 227V229L152 230V232L154 233L153 235H146V231H147V228H148V226ZM189 224V223H188ZM224 224V223H223ZM232 224V223H231ZM238 224V223H237ZM244 223H242V225H243ZM246 224V223H245ZM3 225V224H2ZM6 225V224H5ZM48 225V224H47ZM69 225H70V223H69ZM222 225V224H221ZM225 225V224H224ZM252 225V224H251ZM105 226V225H104ZM107 226V225H106ZM105 226V227H106ZM137 227H138V225H136ZM184 226H187V225H184ZM199 226H200V224H199ZM223 226V225H222ZM241 226V225H240ZM249 226V225H248ZM248 226H246V227H248ZM264 226V225H263ZM1 228H2V226H0ZM123 227V226H122ZM133 227H134V225H133ZM189 227V226H188ZM207 227H208V225H207ZM214 227V226H213ZM243 227V226H242ZM244 227H245V225H244ZM243 227V228H244ZM44 228V227H43ZM139 228V227H138ZM215 228V227H214ZM213 228V229H214ZM240 228V227H239ZM7 228H5L4 230H6ZM53 229V228H52ZM104 229V228H103ZM121 229V228H120ZM149 229H151V228H149ZM148 229V230H149ZM193 229V228H192ZM209 229V228H208ZM234 229V228H233ZM242 229V228H241ZM240 229V230H241ZM244 229H247V228H244ZM3 230V229H2ZM3 230V231H4ZM58 230V229H57ZM116 230V229H115ZM248 230V229H247ZM260 230V229H259ZM263 230V229H262ZM2 231V232H3ZM43 232H44V230H42ZM54 231V230H53ZM112 231V230H111ZM126 231V230H125ZM184 231V230H183ZM183 231H181V232H183ZM256 231V230H255ZM5 232V231H4ZM16 232V231H15ZM148 232H150V230L149 231H147V233ZM152 232H151V234H152ZM162 232H164V234H162ZM252 232V231H251ZM55 233V232H54ZM61 233V232H60ZM107 233V232H106ZM113 233V232H112ZM117 233V232H116ZM120 233V232H119ZM156 233H161V235H162V237L161 236H159L158 237V234L157 235H155ZM180 233V232H179ZM178 233V234H179ZM220 233V232H219ZM258 233V232H257ZM10 234V233H9ZM16 234V235H15ZM59 234V233H58ZM149 234V233H148ZM1 235V234H0ZM6 235V234H5ZM4 235V236H5ZM8 235V234H7ZM10 235V236H11ZM34 235V234H33ZM112 235V234H111ZM123 235V234H122ZM246 235V234H245ZM244 235V236H245ZM26 236V237H25ZM43 236V235H42ZM196 236V235H195ZM207 236H208V234H207ZM219 236H221V233H220V235ZM12 237V236H11ZM36 237V236H35ZM57 237V236H56ZM94 237V236H93ZM97 237V236H96ZM109 237V236H108ZM107 237V238H108ZM113 237H115V236H113ZM125 237H127V236H125ZM161 237V238H160ZM175 237V236H174ZM178 237V236H177ZM246 237V236H245ZM258 237V236H257ZM261 237V236H260ZM7 238V237H6ZM54 238V237H53ZM104 238V237H103ZM120 237H118L117 238V240L119 239ZM185 238V237H184ZM191 238V237H190ZM205 238V237H204ZM8 239V238H7ZM56 239V238H55ZM110 239V238H109ZM126 239V238H125ZM176 239V238H175ZM188 239V238H187ZM217 239H218V237H217ZM258 239V238H257ZM6 240V239H5ZM4 240V241H5ZM100 240V239H99ZM107 240V239H106ZM196 240V239H195ZM253 240V239H252ZM258 240H260V238L258 239ZM46 241V240H45ZM51 241V240H50ZM122 241V240H121ZM216 241V240H215ZM228 241V240H227ZM230 241V240H229ZM257 241V240H256ZM261 242H258V245H259V243L261 244L260 246L262 247V246H264V233H263V236L261 237V240H260ZM1 242V241H0ZM3 242V241H2ZM114 242V241H113ZM192 242V241H191ZM193 242H194V240H193ZM196 242V241H195ZM204 242V241H203ZM218 242V241H217ZM243 242V241H242ZM247 242V241H246ZM43 243V242H42ZM45 243V242H44ZM107 243V242H106ZM118 243H120L119 241H118ZM209 243V242H208ZM223 243V242H222ZM219 244V243H218ZM240 244V243H239ZM40 245V244H39ZM44 245H46V243L44 244ZM52 245H53V242H52ZM51 245V246H52ZM93 245V244H92ZM107 245V244H106ZM119 245V244H118ZM123 245V244H122ZM121 245V246H122ZM170 245V244H169ZM174 245H175V243H174ZM198 245V244H197ZM196 245V246H197ZM201 245V244H200ZM203 245V244H202ZM246 245V244H245ZM254 245V244H253ZM127 246V245H126ZM220 246V245H219ZM251 246V245H250ZM255 246V245H254ZM38 247V246H37ZM91 247V246H90ZM94 247V246H93ZM162 247H164V249L162 248ZM184 247V246H183ZM186 247V246H185ZM195 247V246H194ZM212 247V246H211ZM221 247V246H220ZM228 247V246H227ZM236 247V246H235ZM43 248V247H42ZM107 248L109 249V247L107 246ZM116 248V247H115ZM128 248V247H127ZM126 248V249H127ZM162 248V249H161ZM171 248V247H170ZM173 248H174V246H173ZM173 248H172V250H173ZM231 248V247H230ZM253 248V247H252ZM264 248V247H263ZM263 248L262 249H259V250H263ZM4 249V248H3ZM2 249V250H3ZM35 249V248H34ZM48 249V248H47ZM177 249V248H176ZM175 249V250H176ZM210 249V248H209ZM212 249V248H211ZM234 249V248H233ZM255 249H256V247H255ZM42 250V249H41ZM41 250H39V251H41ZM43 250H45V249H43ZM111 250V249H110ZM125 249H123V251H124ZM128 250V249H127ZM215 250H216V248H215ZM252 250H254V249H251V252L250 253H252V255H254L256 252H254V254H253V251ZM35 251H36V249H35ZM193 251V250H192ZM207 251H209V250H207ZM221 251V250H220ZM248 251H250V250H248ZM48 252V251H47ZM54 252V251H53ZM117 252V251H116ZM120 252H121V249H120ZM189 252V251H188ZM223 252V251H222ZM242 252V251H241ZM258 252V251H257ZM261 252V251H260ZM263 252V251H262ZM0 253H1V251H0ZM36 253H40V252H36ZM41 253H42V251H41ZM45 253V252H44ZM51 253V252H50ZM129 253V252H128ZM200 253V252H199ZM210 253V252H209ZM224 253V252H223ZM249 253V252H248ZM250 253L249 254H247L248 256L250 255ZM54 254V253H53ZM52 254V255H53ZM100 254V253H99ZM182 254V253H181ZM189 254V253H188ZM198 254V253H197ZM233 254V253H232ZM241 254V253H240ZM42 255V254H41ZM96 255H97V252H96ZM213 255V254H212ZM246 255V256H247ZM251 255V256H252ZM258 255V254H257ZM39 256V255H38ZM48 256V255H47ZM46 256V257H47ZM51 256V255H50ZM101 256V255H100ZM99 256V257H100ZM128 255H127V257H126V259L129 257ZM220 256H221V254H220ZM231 256V255H230ZM235 256V255H234ZM247 256V257H248ZM33 257V256H32ZM42 257V256H41ZM43 257H45L44 256V254H43ZM45 257V258H46ZM102 257V256H101ZM103 257H105V255L103 256ZM112 257V256H111ZM116 257V256H115ZM119 257V256H118ZM122 257H125V256H123L122 255ZM129 257V258H130ZM228 257V256H227ZM40 258V257H39ZM45 258H44V260H45ZM48 258V257H47ZM60 258V257H59ZM117 258V257H116ZM179 258V257H178ZM186 258V257H185ZM203 258V257H202ZM201 258V259H202ZM229 258V257H228ZM233 258H235V257H233ZM43 259V258H42ZM124 259V258H123ZM158 259V261L160 260V262L159 263H156L157 260ZM168 259V260H167ZM230 259V258H229ZM246 259V258H245ZM248 259H249V257H248ZM250 259H251V257H250ZM40 260V259H39ZM43 260V261H44ZM110 260H111V258H110ZM125 260V259H124ZM130 261H131V259H129ZM171 260V259H170ZM184 260V259H183ZM43 261H41V262H43ZM59 261V260H58ZM104 261H105V259H104ZM112 261V260H111ZM115 261V260H114ZM122 261V260H121ZM126 261V260H125ZM172 261V260H171ZM212 261H214V260H212ZM229 261H231V260H229ZM246 261H250V260H246ZM245 261V262H246ZM36 262V261H35ZM52 262V261H51ZM90 262H93V261H90ZM127 262V261H126ZM125 262V263H126ZM174 262V261H173ZM190 262V261H189ZM192 262V261H191ZM215 262V261H214ZM220 262V261H219ZM239 262V261H238ZM237 262V263H238ZM251 262V261H250ZM262 262V261H261ZM45 263H47L46 262V260H45ZM94 263V262H93ZM104 263V262H103ZM175 263V262H174ZM208 263V262H207ZM253 263V262H252ZM259 263V262H258ZM35 264V263H34ZM117 264V263H116ZM124 264V263H123ZM128 264V263H127ZM136 264V263H135ZM168 264V263H167ZM246 264H247V262H246ZM248 264H250L249 262H248ZM260 264V263H259Z\"/></svg>",
  "mask_w": 264,
  "mask_h": 264
}]
</instances>
